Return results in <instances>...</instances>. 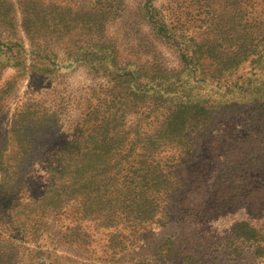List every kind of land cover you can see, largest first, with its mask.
Instances as JSON below:
<instances>
[{"label": "rangeland", "instance_id": "obj_1", "mask_svg": "<svg viewBox=\"0 0 264 264\" xmlns=\"http://www.w3.org/2000/svg\"><path fill=\"white\" fill-rule=\"evenodd\" d=\"M0 264H264V0H0Z\"/></svg>", "mask_w": 264, "mask_h": 264}, {"label": "trees", "instance_id": "obj_2", "mask_svg": "<svg viewBox=\"0 0 264 264\" xmlns=\"http://www.w3.org/2000/svg\"><path fill=\"white\" fill-rule=\"evenodd\" d=\"M94 201L96 200V199H93ZM91 201V200H90Z\"/></svg>", "mask_w": 264, "mask_h": 264}]
</instances>
